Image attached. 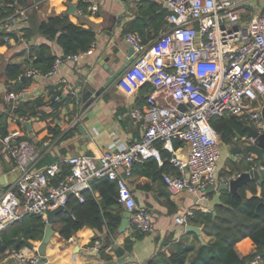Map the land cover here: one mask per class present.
Returning <instances> with one entry per match:
<instances>
[{"label": "built area", "instance_id": "obj_1", "mask_svg": "<svg viewBox=\"0 0 264 264\" xmlns=\"http://www.w3.org/2000/svg\"><path fill=\"white\" fill-rule=\"evenodd\" d=\"M83 1L86 8L78 9V13L98 12L95 0ZM158 1L167 11V28L149 42L138 31L124 35L133 50L125 78L133 88L146 83L153 87L145 105L130 110L131 118L142 123L141 138L123 148L106 149L97 158L66 155L38 167L43 151L21 139L18 129L9 131L2 143L18 175L0 194V232L27 215L40 216L46 223L49 210L65 208L69 196L83 201V193L91 189L92 181L105 178L115 181L117 202L130 213L132 229L145 233L151 228V215L136 205L128 178L136 164L149 159L162 164L158 143L171 153V170L163 175L168 192L191 193L204 191L216 180L220 138L211 125L212 118L250 112L255 130L263 132L264 121L252 104L264 95V7L255 8L257 0ZM248 8L252 12L248 13ZM16 19L25 21L27 15L11 14L0 20V28L10 32ZM80 55L57 57L46 74L55 73L64 60L76 61ZM23 75L41 73L32 68ZM24 93L9 92L5 100L14 103ZM58 99L54 96V101ZM25 119L16 116L18 121ZM176 140L187 146L184 156L176 154ZM246 140L248 144L257 141L251 136ZM235 158L264 168L254 163L252 153L240 151ZM62 166L68 168V174L52 183L51 178ZM222 181L226 183L229 178ZM193 214L189 208L177 217V222L183 224ZM97 246L95 241L92 248L97 250ZM11 256L17 264H37L39 258L37 247L13 250ZM250 263L264 264V260L257 255Z\"/></svg>", "mask_w": 264, "mask_h": 264}, {"label": "crops", "instance_id": "obj_2", "mask_svg": "<svg viewBox=\"0 0 264 264\" xmlns=\"http://www.w3.org/2000/svg\"><path fill=\"white\" fill-rule=\"evenodd\" d=\"M12 2V14L25 12L27 19H16L12 22L10 32H13L19 41L9 38L6 43L0 44V194L3 183H6L14 172L13 163L5 156L2 143L3 136L11 130L18 129L21 139L28 140L36 149L43 151V154L48 153L55 157V161L74 154H88L97 158L106 149L123 148L141 138L142 123L131 118L130 110L145 105L148 95L153 91L151 84L131 87L125 78L127 67L95 101L82 109L77 82L84 78L99 87L108 74L104 65L112 68L115 58L119 59L114 66L128 58L130 47L124 37L127 31H138L143 40L149 42L168 25L166 17L161 16L165 9L158 0H95L98 6V12L95 14L86 11L78 13V0H25L19 4L16 0ZM3 3L4 0H0V6ZM71 6H74L75 10L68 12ZM254 6L262 10L264 0H257ZM56 14H66L75 24L93 31V42L86 51L79 52L81 55L78 60H64L53 74L47 75L45 72L34 76L23 75L28 69H32L31 57L41 45H48L56 58L64 56L56 38L48 39L37 28L39 23ZM26 28L34 31L29 40L22 38ZM9 64L18 66V78L22 77V81L26 82L25 87L21 89L25 91L24 95L14 103L5 100L8 91L13 85L16 86V80L10 79L6 73ZM54 96H59L57 101L61 100V104L56 108L52 105L57 102L54 101ZM34 99H41L37 110L50 115L46 121L58 126L60 130V134L51 143L45 142L42 147L38 144L44 133H47L46 123L41 122L37 116H24V122L18 121L16 116L20 115L14 113V108L20 100ZM263 108L264 95L252 104L253 111H257L260 117ZM228 117L229 115H224V118ZM235 120L238 126L232 129L233 135L229 136V140L224 141L218 133L220 157L216 180L204 191H180L171 194L163 182V175L171 170L170 162L164 167L155 159L147 160L142 163L143 166L136 164L131 177L128 178V184L136 205L151 215L150 230L145 233L134 231L129 220L126 228L119 230L122 214L126 210L122 205L113 204L106 207V211L111 214L120 212V223L115 230L104 227L98 231L84 226L66 239L59 233L61 223L57 221V214L52 223L53 233L46 244L44 264H105L119 259L123 260L119 264H165L168 257L181 249L188 250L185 264H190L200 245L210 240L203 231V224L209 216L216 215L215 207L221 203L225 194L237 193L238 188L242 186L232 192L229 188H223V184L229 182H223L222 178L230 180L253 168L249 162L237 160L235 154L240 151L251 153L246 151V138L249 130L255 129V124L251 120L250 112L235 116ZM79 124L89 135V139L79 132ZM157 147L162 159H165V152H170L164 149L161 143H158ZM175 150L177 155L184 156L188 149L183 144ZM102 180L105 178L93 180L91 189L88 190L97 198L99 193L94 187ZM247 196H250L249 192ZM189 208L199 212L198 220L187 218L185 223L179 224L177 217L184 215ZM25 217L0 232V264H17L11 256L13 250L33 249L41 241L42 237L38 241L29 237L30 226ZM187 226L197 227L199 233L186 229ZM126 240H130L127 248ZM91 241H98L97 250L92 248L94 243L90 244Z\"/></svg>", "mask_w": 264, "mask_h": 264}, {"label": "trees", "instance_id": "obj_3", "mask_svg": "<svg viewBox=\"0 0 264 264\" xmlns=\"http://www.w3.org/2000/svg\"><path fill=\"white\" fill-rule=\"evenodd\" d=\"M24 2L25 0H16L17 4ZM8 4L12 6H8ZM13 7L12 0H4L3 5L0 6V19L10 16L13 13ZM78 8L85 10L86 3L83 0H78ZM161 16L167 17V11H162ZM140 24L142 25L141 22ZM37 28L48 39L56 38L64 56L86 51L94 40L93 31L75 24L66 14L50 16L39 23ZM33 33V29L26 28L23 30L22 38L29 40ZM4 37L19 41V38L13 32H5L0 28V44L6 43ZM55 59L56 56L52 55L50 47L41 45L31 57L30 64L32 68L37 69L40 73H45L52 67ZM6 73L10 79L16 80V86L13 85V88L8 92H19L25 87L26 82L22 81V77L18 78L20 72L16 64H9L6 67ZM60 102L61 100L52 105L56 108L61 104ZM40 103L41 99L20 100L17 107L14 108V113L26 117L37 116L41 122L46 123L47 133H44L38 144L42 147L45 142L51 143L60 134V130L58 126L51 125L46 121L50 115L48 116L37 110V107L41 105ZM211 125L215 131L222 135V139L227 141L229 136L233 135L232 129H236L238 123L235 116H229L228 118L220 116L212 118ZM181 146H183L182 141L176 140L173 142L174 148ZM164 156L162 167L168 164L170 153L165 152ZM55 160V157L44 153L37 166H46ZM254 163L264 167V149L262 158L260 160L256 158ZM67 172L68 168L62 167L60 172L51 178L52 183L63 178L64 175H67ZM94 189L99 193L98 198L91 191L83 193V201H79L74 196L68 197L65 206L68 211L61 212L57 216V221L61 223L59 233L63 238L68 239L84 226L98 231L107 227L108 230L113 231L119 225L120 212L111 214L106 211V207L110 205L118 204L121 206L117 202L115 181L102 180L96 184ZM247 192L250 193V196H247ZM215 210L216 215L209 216L203 224V231L209 236L210 240L200 245L196 257L190 264H250L257 255L264 260V177L261 184L250 180L240 186L237 193L225 194ZM199 215V212H194L190 219L197 221ZM25 219L30 226L29 237L36 241L40 240L46 224L42 217L27 215ZM52 228L54 229L53 226ZM92 242L90 244L94 243ZM129 242L130 240H126V248L129 247ZM187 253V249L177 251L167 258L165 264H185ZM104 257L109 258V256Z\"/></svg>", "mask_w": 264, "mask_h": 264}, {"label": "water", "instance_id": "obj_4", "mask_svg": "<svg viewBox=\"0 0 264 264\" xmlns=\"http://www.w3.org/2000/svg\"><path fill=\"white\" fill-rule=\"evenodd\" d=\"M74 10H75V7L71 6L68 12H73ZM116 15L118 16V14ZM116 15H115V18L117 17ZM132 55H133V50L132 48H129L128 58L122 60L117 66H114V64L118 62L117 60L119 59L118 57L114 59L112 68H110L108 65H104V69L108 71V74L105 77L104 82L99 87L93 85L90 81L84 78H81L78 80L77 89L80 93L82 109L86 108L93 101H95V99L102 93V91H104V89L110 86L124 72V70L129 66V64L131 63L133 59ZM263 118H264V108L262 110L260 119H263ZM78 130L83 135V137H85L86 139L90 138L89 135L86 134V131L84 130L81 124L78 125ZM248 136L256 138L257 141L255 144L246 145L245 147L246 151L255 154L257 156V159L260 160L262 158L263 149H264V130L262 133L259 134L255 129L251 128L249 130ZM17 175H18V171H14L13 175L11 174L8 181L6 183H3V187L1 188L2 189L1 191H3L5 187H7L11 182H13ZM263 177H264V168L258 169V168L253 167V168H250L249 171L242 172L237 177L230 179L228 181L229 183L223 184V188L225 189L229 188L230 191L235 192L238 186L243 185L250 180L256 181L258 184H261ZM67 211L68 210L66 208L60 206L55 209L49 210L46 213V224H45L43 236L37 246V251L39 254L37 264H44L46 262L45 248H46V244L48 243L53 233L52 223H53L54 217L61 212H67ZM129 217H130V213L126 210L122 214L121 223L118 228L119 230H124L126 228ZM186 229L192 230L196 232L197 234L199 233V229L194 226H187ZM122 261H123L122 259L113 260V261L106 262L105 264H119Z\"/></svg>", "mask_w": 264, "mask_h": 264}, {"label": "rangeland", "instance_id": "obj_5", "mask_svg": "<svg viewBox=\"0 0 264 264\" xmlns=\"http://www.w3.org/2000/svg\"><path fill=\"white\" fill-rule=\"evenodd\" d=\"M247 12L250 13V12H252V10L248 8V9H247Z\"/></svg>", "mask_w": 264, "mask_h": 264}]
</instances>
